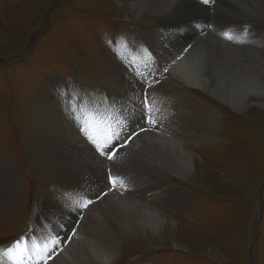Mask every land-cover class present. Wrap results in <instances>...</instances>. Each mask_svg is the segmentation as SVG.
<instances>
[{"label":"rangeland","instance_id":"1","mask_svg":"<svg viewBox=\"0 0 264 264\" xmlns=\"http://www.w3.org/2000/svg\"><path fill=\"white\" fill-rule=\"evenodd\" d=\"M135 1L137 0H0V168L4 171L8 162L15 168L11 172H5L10 180L0 176V200H10L16 187L21 191L17 201L10 205H0V249L24 236L29 243V223L33 216L39 215L38 176L36 170L29 165L21 145L25 134L33 125L37 110L34 107V97L41 92L42 95L46 94L42 101L44 107L48 106V94H57L56 98L62 104L61 110L65 114L70 113L73 118L80 117L81 120L82 113L76 107L83 99L86 108L90 110L86 115L83 114L88 125L91 115L96 116L94 124H90L96 129L94 133L97 136L103 137V129H97L98 119L107 120L113 130L121 132V140L131 132L139 133L126 142L124 148L120 146L121 140L114 141V161H109L106 156L101 157L82 135L80 140L91 148L88 155L101 166V176L112 170V174L119 175L126 185L124 189L114 191L108 190L110 185L100 188L102 193L98 196L115 198L137 189L145 190L148 185L157 181L168 193L159 199L151 196L158 193V190L161 191L158 188L150 193L146 191L144 196L134 193L129 197L127 194L129 198L124 200L131 207L137 210L146 207L166 218L168 224L156 235L150 231L130 237L123 235L118 255L112 264H251V261L253 264H264V99L253 95L247 106L238 112L201 89L192 88L188 89V94L195 99V110L192 111L183 104L179 107L181 102L174 98L171 100L168 96L175 86L172 82L175 74L171 70L170 80L167 77L165 81L154 84V88L147 89L148 96L160 102L157 106L150 100L156 123L149 125L142 121L138 110V104L143 100L138 96L143 94L142 89L146 88V83L134 77V70L130 69L127 56L134 43L147 49L148 53L154 55L152 73L157 77L164 68L161 58L165 57L166 45L161 44V40L170 38L169 29L178 26V23L187 22L189 26L202 19L213 23L210 33L214 37L218 38V34L221 35L223 31H230L244 41H227L232 52L242 54L244 62L243 54L246 56L247 52L264 53V12H258L256 7L250 12L251 8L248 10L243 7L244 10L236 16L238 20L232 19V15L222 9L231 8L230 5L236 9V5L222 0L214 10L209 8L211 4L202 6L205 14L204 18H200L194 7L185 6L189 3H181L182 9L178 14H171L166 23H158L156 15L144 14L138 17L135 10H129V4ZM253 1L242 0V3L249 5ZM186 7L187 10H184ZM180 13L189 18L180 20ZM245 28L248 33L245 32V38H242L239 31ZM201 34L205 35V31ZM109 41L113 43L110 45ZM143 65L144 63L139 66ZM109 67L119 74L110 83L100 85ZM144 72L149 73L147 70ZM122 77L130 87L125 86L126 83H121L123 89L116 85ZM98 83L108 91L107 98L110 102H116L115 108L110 106L111 103L106 107L101 105ZM73 89L78 90L79 94ZM132 89L135 92H131ZM85 92L89 96L84 98ZM62 93L68 100L63 98ZM132 93L139 94V100L136 99L135 104L132 99L129 100ZM49 105L56 107L52 101ZM206 117L217 120L207 139L203 137L206 134V124L209 123V118L205 119ZM46 120L47 122L37 126L35 132L39 136H47L53 143L52 150L47 154L60 159L57 167L47 175L66 169L64 173L57 174L63 178L59 184L66 189L65 192L70 190L68 193L71 195L73 188L86 186L83 179L90 174L91 164L82 146H79L75 133L62 130L59 125L56 127L53 117L50 119L47 116ZM121 122L126 125L123 131ZM141 127L147 130L140 131ZM195 131L196 140L190 138ZM163 133L167 137L171 136L172 140L182 146L184 152L193 156L194 168L186 179L175 178L176 176L165 172L159 173L154 170L158 169L155 164H149V167L136 164L137 161L140 163L145 160L142 154H146L143 148L146 147L148 138L151 144L152 139L163 137ZM173 146L175 149L179 148L174 142ZM46 169L47 167L44 168ZM175 191L183 196L175 194ZM105 192L107 195H104ZM43 194L48 199L49 209L51 205L65 207L66 203L59 197L47 192ZM171 197L178 200H172ZM73 214L74 210L70 215ZM84 221L83 218L80 248L88 244L92 233ZM72 222L71 219V224ZM47 230V225L41 223L37 235L43 236ZM86 237H89L88 241ZM249 248H252L251 254ZM68 249V254H78L75 241H72ZM55 260L56 263L53 264H67L59 257Z\"/></svg>","mask_w":264,"mask_h":264},{"label":"bare ground","instance_id":"2","mask_svg":"<svg viewBox=\"0 0 264 264\" xmlns=\"http://www.w3.org/2000/svg\"><path fill=\"white\" fill-rule=\"evenodd\" d=\"M228 1L232 4H235L237 8L234 9L230 5L231 8H226L222 10L226 11L227 13L229 12L232 15V19H236L237 14L240 11L242 12V10H244L243 7L248 10L249 8H251L252 10H250V12H253L255 7H256L255 9L258 12H261V11L264 12V0H254L253 3L250 2L249 5H247V3L246 4L242 3V0H228ZM221 2L223 1L215 0V3L211 4L209 8L214 10L216 5H220L219 3ZM181 3L182 4L189 3L188 5H185V6L194 7L195 10L199 12L198 13L199 17L204 18L205 12L203 9L205 8H202L204 4H202L201 0H178V2L175 4H173V0H137L129 4L130 6L129 10H135L138 13V17L144 14L156 15L158 23H163V22L166 23L168 17L171 14L179 13V10L182 9L180 6ZM187 7L184 10H187ZM259 15H261V13H259ZM178 16L181 18L180 20L189 18L186 15H184V13H180ZM248 17H251V16H248ZM250 21H252V19ZM211 23L212 22L209 23V22H205L202 19H199V20H196L190 23L189 26L187 22H184V23H178V26H175V27L173 26L172 28H170L169 29L171 31L169 32L170 38L164 41L161 40V44L164 45L165 43L166 45V48L164 50L165 57L161 58L162 66L164 68H168L169 70L168 72H164L163 71L164 68H163L160 71V73L157 75V77H155V75L152 73L154 55L148 53L147 51L141 50L144 48L141 47L139 44L134 43L133 46L128 51L127 56L129 59L134 58L135 63L138 65L144 63L143 66H139V68L137 67L136 68L141 71H144V70L149 71V73H151V77L149 79L150 81L151 79L153 80L155 78H157L156 80L158 81H165L167 77H170L169 78L170 80L172 78L171 70L174 71L175 79L174 80L172 79V82L174 83L175 86L173 87V89H171V92L168 93V96L172 98L171 100H173L174 98L180 101L181 103L178 105L179 107L181 104H183L189 107L192 111H194L195 110V105H194L195 99L191 97L190 94H188L189 93L188 89H192V88L198 89L199 88L204 93L209 95L210 97L216 98L222 104L226 106H230L235 111L239 112L241 111L243 107L247 106V103L249 102L250 98H252L253 95L257 97H261L262 100L264 99V53L261 51L247 52L246 56L245 54H243L245 59H244V62H242V54L237 55L234 52H232V49H230V45L228 44L227 40L223 38L222 35L218 34V38H216L214 37L215 36L214 34L213 36L212 33H210V29L212 28ZM194 24H197L198 26L197 27L192 26ZM204 31H205V35L204 34L202 35L201 33H203ZM204 37H206L205 41L203 40ZM242 38H245V36L242 35ZM256 39H259V38H256ZM259 42H261V40ZM153 43L154 42H152V44ZM145 65H147V67ZM130 69L132 70L133 68L130 66ZM118 74L119 73L115 71L114 69L110 67L107 68L104 73V77L102 81L100 80L102 82L100 83V85L110 83L112 78H114L116 75L118 76ZM75 78H77V76H75ZM121 83H126L125 86H129V87L131 86L130 84H127L128 82L125 80L124 77H122L120 81L116 82V85L119 88L123 89L124 87ZM100 85L98 83L99 88L97 89V91L100 90V96L102 98V101L100 103L103 107L109 106L108 103H111L110 100L108 98L105 99V97H107L108 91L106 89H102L104 85L103 86H100ZM152 87L154 88V86ZM131 92H135V90L132 89ZM36 95L37 96L34 97L35 98L34 107H36L37 110L35 112L33 125L31 126V128L29 127L30 131L28 130L29 132L25 134L24 142L21 145L25 155L28 158V161L30 163L29 165L32 166L36 170V175L38 176L37 178V183H38L37 184V199H38V203H40V206L38 207L39 215L33 216L28 226V228L31 231L30 238H29V241H30L29 246L31 247V244L35 242L38 249L42 248L41 241L37 239L38 237L37 232L40 230L41 223H44L47 225L48 230L46 233H44L43 236H58V238L61 241L60 247L56 249L55 254L53 255V258L48 261V264L56 263L55 259L58 257L67 264H112L118 255V246L120 244V241L123 235L126 237L128 236L130 237L131 235L145 233L146 231H150L151 233L156 235L158 234V232H161V230H163L168 224L166 222V218L160 216L158 213L154 211L147 210L146 207L140 210L134 209V207H131L129 205L130 203L128 201L124 200V199H128L130 196H133L134 193H141L143 195L144 193L146 194L147 192L148 193L153 192V190L157 188L161 189V191L158 190L159 191L158 193H155L152 195L150 194L153 197V199L154 198L159 199L162 195L164 196L168 195L166 190H163L164 187L159 186L160 182L157 181L154 184H150V185L146 183L148 186L146 187L145 190L137 189L138 191L134 190L132 193L131 192L126 193L120 196L117 195L115 198H113L112 195H111L112 196L111 198H108V197L104 198V197L98 196L99 194L102 193L100 188L106 187L105 179H104L106 175L103 177L101 176V166L94 159H92L90 155H88L91 152V148L88 146L86 142H83L82 140H80L83 134L79 132V129L76 126H74L73 121L70 120L68 116L61 110L62 104H61V101L58 98H56L57 94H55L56 96L52 94H48L47 96L48 106L47 107H44L43 106L44 104H42L43 103L42 101H44L46 98V94L42 95L40 92ZM138 95L135 93H132V101L134 104L136 101L135 98ZM158 95H161V94L158 93ZM62 96L63 98L68 100V98H66V96L63 93H62ZM142 96L143 94L138 97L143 99ZM85 97L86 96H84V98ZM150 100L155 102L157 106L160 103L154 97L150 98ZM50 101L55 102L56 104L55 108H52L49 105ZM40 107L42 108V110H38V108ZM76 110L82 113L80 116L82 118V121H85V116L83 114L86 115V112L90 110L86 108L83 99H81V102L76 107ZM138 110L140 111V103L138 104ZM182 112L184 111L182 110ZM186 112L187 114H189L188 111ZM174 114L176 113L174 112ZM47 116L50 119L52 117L54 118V121L56 122V127L59 125L60 129L62 130L65 129V131L69 130L73 134L75 133L79 141V146L80 145L82 146L91 164L90 174H87V176H85L86 179H83V182L87 183L86 186L80 189L73 188V192L71 195L70 193H68L70 192V190L68 192H65L66 189L63 188L62 184H59V183H62L63 178L58 177V174H57V173L59 174L64 173L66 169H61V170L55 171L52 174L47 175L52 169H55L57 167V164H59V161H60V159H58L57 157L47 154L53 148V143L48 140L47 136H39L35 132V129L37 128L38 125H42L45 122H47L46 120ZM208 118H209V123L206 124V134L203 136L205 137V139H207L208 135L213 132L214 127L216 125V121H217L214 118H210V117H206L205 119H208ZM95 120H96V116L91 115L90 120H89V127L93 132H95L96 129H94V126L91 125L90 123L94 124ZM186 125H190V123L189 124L186 123ZM97 129H103V128L97 126ZM183 131L185 130L183 129ZM195 133L196 131L193 134H191L190 136L191 139L196 140L197 134ZM162 135L163 137L157 138L156 140L152 139L151 144L149 142L150 139L148 138V143H146V147L143 148L146 154H142L145 160L141 161L140 163L139 161H137L136 164H138V166H141V167L142 166L149 167L148 166L149 164L150 165L155 164V166H157L158 169L156 168L154 170H156L159 173L165 172L166 174L170 176H174V177L176 176L175 178L186 179V177L190 174V172H192V169L194 168V160L192 158L193 156L189 152H184L182 150L183 149L182 146H180L178 143L172 140L170 138L171 136L167 137L164 133ZM98 136L102 137L101 135H98ZM200 136L198 137V139L200 138ZM173 142L179 146V148H177L179 150L175 149L176 147L173 146ZM98 160L100 161L99 156H98ZM46 167L47 169L44 170V168ZM14 169L15 168H13L12 164L8 162L4 166V171L1 170L0 168V176L10 180V177L8 176V174H5V172H11ZM91 172L94 174L92 175ZM107 173L108 172L106 171V174ZM80 191L86 192V196L80 193ZM44 192H47L49 195L59 197L61 201L66 203L65 207L61 208L63 206L58 207V206L51 205L49 209L47 206L48 199L44 196L43 194ZM20 193H21L20 189L16 187V191L12 194L11 197H9L10 200H0V205L5 206L7 204L8 205L12 204L13 202L17 201V199L20 196ZM174 193L181 194V193H177V191H175ZM127 194H129V197H127ZM181 195L183 196V194ZM92 198H95V200H93V203L89 204L88 207L83 208L79 206L80 204L83 203L84 199L92 200ZM170 199L178 200V198L176 197H171ZM72 210H74V214L70 215ZM70 218L73 221L72 224H71ZM83 218L85 219L83 223L88 225L92 233L90 236V240H89V237H86V240L87 241L89 240L88 244H84L80 248L79 246L80 239H81L80 228H81V221ZM69 227L71 228L69 229ZM60 228H63V230ZM73 231H75V235H72L71 236L72 238L68 240V237ZM72 241H75L76 249H78V251H76L78 254L76 255L67 253V251L69 250L68 248H70ZM47 246L48 248L52 247V242L50 240ZM41 255H43L42 252H41ZM4 264H9V261L5 259Z\"/></svg>","mask_w":264,"mask_h":264},{"label":"snow or ice","instance_id":"3","mask_svg":"<svg viewBox=\"0 0 264 264\" xmlns=\"http://www.w3.org/2000/svg\"><path fill=\"white\" fill-rule=\"evenodd\" d=\"M178 0H173V4L177 3ZM201 2L204 5L214 4L215 0H201ZM245 32H247V29H244ZM223 38L227 41L236 42V43H243L244 41L240 40L236 35H234L230 31H223L221 33ZM123 39V38H121ZM113 42L109 41V44L111 45ZM143 51H147V49H141ZM186 50V49H185ZM129 65L134 70V77L138 78L141 82L146 83V88L142 89L144 98L142 101H140V112H141V119L143 122L149 124V125H155L156 120L154 119L153 115V108L151 106V101L148 96L147 89L152 88V86L156 83H158V80H151L149 81V77L151 76V73H145L144 71L138 70L135 65V60L129 59L128 60ZM147 67V65H145ZM168 68H164V72H168ZM74 92L78 93V90L73 89ZM85 96H88L89 93L85 92ZM107 99V97H105ZM132 98H129L131 101ZM135 99H139L138 97ZM116 102L113 101L111 103V107L115 108ZM117 111H120L121 109H116ZM68 118L73 121L74 126H76L79 129V132L83 134V136L86 138L87 142L90 143L92 146H94L95 151L99 153L101 157H105L109 161H114L115 158V152L113 151V148L115 147L114 141L121 140V132H117L112 129L109 122L105 119H98L97 124L98 126L103 128V137L99 138L89 127L88 123L86 121H82L80 117H75L70 113H66ZM121 130L126 127V125L121 122L120 124ZM147 129L141 127L140 131H146ZM138 132H132L129 135L125 136L123 140H121L120 146H125V143L127 141H130L133 139V137L137 136ZM106 187L108 185H111V187L108 189L109 191L124 189L126 187L124 180L119 175H113L111 171H109L106 176L104 177ZM86 196V193L84 194ZM104 195H107L105 192ZM99 198V197H97ZM93 203L91 199H84L83 203L80 204V207L86 208L89 204ZM73 235H75V231H73ZM72 237L69 236L68 239H71ZM38 240L41 241L42 248L38 249L35 242L31 244V247L29 246V243L27 240H25L24 237H21L19 240L13 242L9 247L0 249V264H4V260L7 259L9 261V264H25L26 261L29 262V264H48V261L53 258V255L55 254V251L58 247L61 245V241L58 238V236H38ZM49 240L52 242V247L48 248V242ZM41 252L43 255H41Z\"/></svg>","mask_w":264,"mask_h":264},{"label":"water","instance_id":"4","mask_svg":"<svg viewBox=\"0 0 264 264\" xmlns=\"http://www.w3.org/2000/svg\"><path fill=\"white\" fill-rule=\"evenodd\" d=\"M249 252H250V254L252 253V248H249Z\"/></svg>","mask_w":264,"mask_h":264}]
</instances>
